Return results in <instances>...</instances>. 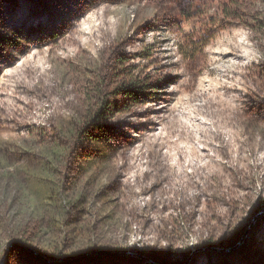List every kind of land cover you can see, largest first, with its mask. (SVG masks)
<instances>
[{"label":"rangeland","instance_id":"374dc122","mask_svg":"<svg viewBox=\"0 0 264 264\" xmlns=\"http://www.w3.org/2000/svg\"><path fill=\"white\" fill-rule=\"evenodd\" d=\"M75 1L0 0V264H264V0Z\"/></svg>","mask_w":264,"mask_h":264},{"label":"trees","instance_id":"16d2710c","mask_svg":"<svg viewBox=\"0 0 264 264\" xmlns=\"http://www.w3.org/2000/svg\"><path fill=\"white\" fill-rule=\"evenodd\" d=\"M102 2V0H76L75 4L73 5V8L71 9V11L69 12L68 16L64 17V20L61 23V29L63 30L62 33L60 34V36H64L66 33H68V36L76 30L77 28V23L80 20V17L82 16V14L91 9L94 8L98 5H100ZM106 6V4H105ZM17 0H12L11 5L8 6V14L10 18H12L11 22L16 23H20L22 22V12H17ZM13 11V12H12ZM15 12V14H14ZM60 19L56 18L55 20H53L56 24ZM19 21V22H18ZM45 24L49 23V18H45L44 20ZM55 24V26H56ZM66 38V37H65ZM64 38V39H65ZM12 64V59L9 62H6L5 65H1L0 68H5L8 67L9 65ZM142 93H140L141 95ZM139 94H136L135 91L129 90V88H126L125 90H121V94H119V97H124V100H130L134 103H138L140 100V96H138ZM125 104L126 103H119V101L117 100H106L103 103V106L101 107V109L97 112V118L101 121H104L106 119H108V117L113 116V114L115 112H120L123 111V109L125 108ZM162 166L164 167V163L161 161ZM166 166V165H165ZM119 176L122 175V173H118ZM117 174V175H118ZM120 181V180H119ZM158 183H152L151 188L154 186H157ZM205 194V192H203Z\"/></svg>","mask_w":264,"mask_h":264},{"label":"water","instance_id":"95a60500","mask_svg":"<svg viewBox=\"0 0 264 264\" xmlns=\"http://www.w3.org/2000/svg\"><path fill=\"white\" fill-rule=\"evenodd\" d=\"M17 244H20V245H23L22 243H19V242H15V243H13V245L12 246H15V245H17ZM113 255H120V254H118V253H114ZM79 256H85V255H79Z\"/></svg>","mask_w":264,"mask_h":264}]
</instances>
